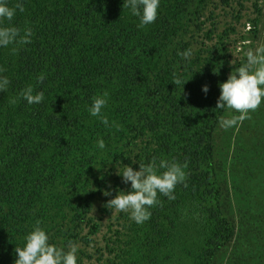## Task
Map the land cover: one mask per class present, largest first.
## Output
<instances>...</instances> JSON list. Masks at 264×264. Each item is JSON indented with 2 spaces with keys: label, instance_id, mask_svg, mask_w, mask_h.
Wrapping results in <instances>:
<instances>
[{
  "label": "rangeland",
  "instance_id": "1",
  "mask_svg": "<svg viewBox=\"0 0 264 264\" xmlns=\"http://www.w3.org/2000/svg\"><path fill=\"white\" fill-rule=\"evenodd\" d=\"M86 1L97 2L89 17L76 23L71 14L40 42L55 48L43 71L15 64L4 73L15 75L18 94L32 85L44 99L21 106L25 125L11 138L26 142L0 166V264H14L37 221L49 243L78 245L77 264H264V102L228 130L221 117L239 113L216 109L219 85L264 45V0H160L143 28L126 0ZM65 41L75 43L65 51ZM174 74L186 83L174 85ZM105 91L107 127L88 111ZM209 132L212 167L202 158ZM153 157L186 162L187 187L178 184L174 200L158 194L150 219L137 224L106 204L130 191L118 175L125 165L139 170ZM216 219L232 233L203 256L219 242Z\"/></svg>",
  "mask_w": 264,
  "mask_h": 264
},
{
  "label": "clouds",
  "instance_id": "2",
  "mask_svg": "<svg viewBox=\"0 0 264 264\" xmlns=\"http://www.w3.org/2000/svg\"><path fill=\"white\" fill-rule=\"evenodd\" d=\"M160 0H126L124 7L130 9L133 16L139 17V28L152 24L157 18V10ZM17 10L23 12L24 5L22 0L9 6L8 0H0V47L10 45L23 46L32 42L33 32L31 28L14 26L12 21ZM4 21L7 26H2ZM12 54L19 51L18 47H12ZM185 59L189 58L192 50L188 49L179 53ZM6 69L0 67V73ZM45 75L43 73L37 77L38 82H43ZM174 85L183 86L186 81L173 76ZM10 80L7 76L0 75V92L8 89ZM220 95L216 103V109H225L239 113L221 117L220 126L228 130L234 126L238 127L245 120L251 119V112H255L264 102V45L255 50H249L246 53V60L239 67L232 71L227 80L219 85ZM202 91L206 94L208 87L202 86ZM23 99L29 105L39 104L44 99V93L36 92L32 85H28L19 93L17 98L10 102L15 104L18 99ZM108 103V93L105 91L102 95L93 98L92 105L88 109L93 117H98L106 127L109 126L108 118L103 114V110ZM113 126L118 130L119 124L113 122ZM97 147L103 150L105 142L103 139L97 140ZM187 163H177L161 159L159 163L155 157L148 163H140L139 170H134L131 166L125 165L122 174L124 183L130 182V191L125 193L120 191L114 198L107 201L108 208H114L117 212L130 214V218L137 224H142L150 219V208L160 204L158 194H162L169 200H174V191L178 184H184L187 187L186 172L184 169ZM163 169V171H159ZM103 195L110 196L111 191H104ZM36 222L33 230L26 237L24 246L16 247L15 253L17 259L14 264H77L78 245L69 242L67 250L64 247H57L49 243V236L46 231Z\"/></svg>",
  "mask_w": 264,
  "mask_h": 264
},
{
  "label": "trees",
  "instance_id": "3",
  "mask_svg": "<svg viewBox=\"0 0 264 264\" xmlns=\"http://www.w3.org/2000/svg\"><path fill=\"white\" fill-rule=\"evenodd\" d=\"M86 1V0H85ZM84 0H22L24 5V11L20 12L17 10L16 15L12 21L14 26L20 27L21 29L28 27L32 29L33 36L32 42H38L35 45L29 47L26 45H10L8 47H0V67L6 69L5 72L0 73L4 75L10 69L13 70V65L20 64L21 70L32 72V74H38L39 71H43V67H46L48 63L49 55L55 51L50 49L49 52H46V47L42 46L40 42H44V37H47L56 28L60 27L61 22L69 21L71 14H74L73 20L76 23H79L83 20L84 17H89L90 12L94 11L97 6V2H85ZM17 2V0H8V5L12 6ZM85 2L83 6L81 3ZM81 12V13H80ZM89 23V20H87ZM8 22L4 21L2 26H7ZM86 27H88L86 25ZM63 30L62 33L70 34V30ZM75 32V31H74ZM76 34V32H75ZM75 42H64L63 48L65 51L70 49V46H73ZM12 47H18L19 51L14 55L12 54ZM23 60V61H22ZM59 59L54 61V65L59 67ZM23 63V64H22ZM6 76V75H4ZM15 75L9 72L8 79L10 84L7 91L0 92V120L3 122L0 125V166L4 165L7 158L8 151L13 148V146L23 145V142H26L25 136L19 134L18 137L20 142L15 141L11 138V133L16 128L18 130L22 129L25 125L26 117L24 114V109H28V103L22 98L18 99V102L13 104L10 101L14 98H17L19 94L17 93V87L15 86ZM40 85V84H38ZM43 87V86H42ZM20 109V110H17ZM15 110V111H14ZM222 111L216 112L217 117L221 116ZM22 133V132H21ZM211 137V132L205 140H203L202 148H204L203 160L209 159V165L212 167V157L210 152V146L208 145V140ZM214 222L218 225V235L219 242H217L213 248H208V251L205 249L200 253H204L203 256H206L208 253L211 255L214 253L223 243L229 240L230 237V228L227 223H224L222 219H216ZM259 225V224H258ZM258 229V226L257 228ZM221 233V234H220ZM247 233V231H246ZM245 233V234H246ZM244 234V235H245ZM258 239L264 240V227H261L258 230ZM203 249V248H202ZM264 254V244L262 247ZM202 256V255H201ZM248 260L253 261L252 257H248ZM204 261V259H202ZM255 264V263H251ZM262 264V263H258Z\"/></svg>",
  "mask_w": 264,
  "mask_h": 264
}]
</instances>
